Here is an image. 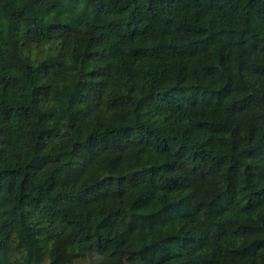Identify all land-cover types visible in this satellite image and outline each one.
Masks as SVG:
<instances>
[{
	"label": "trees",
	"instance_id": "obj_1",
	"mask_svg": "<svg viewBox=\"0 0 264 264\" xmlns=\"http://www.w3.org/2000/svg\"><path fill=\"white\" fill-rule=\"evenodd\" d=\"M264 264V0H0V264Z\"/></svg>",
	"mask_w": 264,
	"mask_h": 264
},
{
	"label": "rangeland",
	"instance_id": "obj_2",
	"mask_svg": "<svg viewBox=\"0 0 264 264\" xmlns=\"http://www.w3.org/2000/svg\"><path fill=\"white\" fill-rule=\"evenodd\" d=\"M123 258L126 264H140V261L133 256L132 254V246L127 245L124 250Z\"/></svg>",
	"mask_w": 264,
	"mask_h": 264
}]
</instances>
